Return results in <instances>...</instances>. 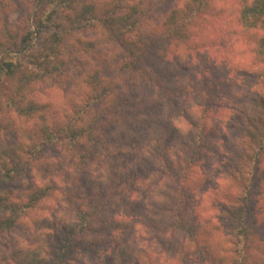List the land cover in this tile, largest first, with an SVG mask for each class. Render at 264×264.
Wrapping results in <instances>:
<instances>
[{"label": "trees", "instance_id": "1", "mask_svg": "<svg viewBox=\"0 0 264 264\" xmlns=\"http://www.w3.org/2000/svg\"><path fill=\"white\" fill-rule=\"evenodd\" d=\"M218 1L0 0V264H264V0L240 65Z\"/></svg>", "mask_w": 264, "mask_h": 264}, {"label": "rangeland", "instance_id": "2", "mask_svg": "<svg viewBox=\"0 0 264 264\" xmlns=\"http://www.w3.org/2000/svg\"><path fill=\"white\" fill-rule=\"evenodd\" d=\"M230 2H235V0H226L223 2L218 1L216 3L215 12L213 13V15L211 17H207L214 21L215 24L213 28L219 29V30L217 31L211 30L210 32V36L212 38H217L218 40L217 44L214 46H208L206 48L209 49L211 61H213L212 60L213 58L224 60L225 57H227V59H231L230 61L235 62L237 65H240L242 63H246L249 60H251V52L248 48V43L246 42L248 39L244 35L238 34L236 24L234 22L233 23L230 22V16H229L228 11H224V12L218 11L219 9L223 7L224 4L230 3ZM15 16H16V13L13 16H11L12 19L15 18ZM207 21L209 20L202 21V23H206ZM230 33H233V35H229ZM221 35L223 36L220 39ZM256 36H259V35H256ZM221 41H224L223 48L219 47V42ZM193 68H195V65L193 66ZM188 70L191 72L190 69ZM183 71H186V70H181L179 73L184 74ZM189 71H186V73ZM62 95H64L63 89H60L56 87L55 85H52L49 83V84H46L45 86H41L40 89H38L33 94V97L39 102H52V101H55V99L61 97ZM0 140L1 142L6 144L8 141H12V136L3 134ZM58 154L60 155L59 152L52 150L51 153L46 152L45 156L51 155L52 157L53 156L58 157L59 156ZM64 167H67V166H64ZM262 195H263V198H261L260 201L263 202L264 204V194ZM108 213L110 214L111 211H108Z\"/></svg>", "mask_w": 264, "mask_h": 264}]
</instances>
